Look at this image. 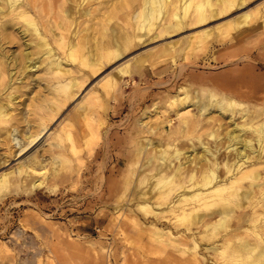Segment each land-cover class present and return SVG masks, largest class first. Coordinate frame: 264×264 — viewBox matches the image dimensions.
Returning a JSON list of instances; mask_svg holds the SVG:
<instances>
[{"label": "rangeland", "instance_id": "374dc122", "mask_svg": "<svg viewBox=\"0 0 264 264\" xmlns=\"http://www.w3.org/2000/svg\"><path fill=\"white\" fill-rule=\"evenodd\" d=\"M21 1L28 6V0ZM33 1L37 2V6L34 9L30 7V14L35 16L41 32L47 33L56 49V57L57 54L64 57L73 75L81 79L83 85L81 91L65 100L64 93L57 92L60 84L56 83L55 75L48 71L44 63L47 55L38 59L39 66L27 70L25 74L16 69L18 65L12 70L11 86L0 85V106L7 102L11 105L4 107L7 112L3 117L5 121L0 122V175L5 174L0 182V264H254L253 251L240 254L234 248L241 240H246L247 245L259 247L257 250L260 251L261 245H264V234L255 232L257 228H237L234 224L226 232L221 230L219 235H207L203 231L206 229L203 223L186 230L190 219L177 218L181 209L177 208L175 212L166 210V202L172 198V194L165 190L170 184L166 182L170 181L168 178L173 169L168 167L167 162L162 165L166 182L158 185L154 172L159 164L161 148L173 151L167 144L184 152L197 142L199 133L202 137L206 136V129L214 123H224L220 128L223 133L232 127L229 117L212 109L208 113L211 123L203 115L200 116L202 123L208 122L206 125L209 126L182 128L184 123L180 114L183 111L194 115L198 113L194 105H189L190 101L181 104L172 101V97L179 96L183 89L189 93L196 89L200 96L215 90L244 102L242 106L251 110L264 107V17H259L255 11L257 8L259 11L264 9V0H246L245 4L202 24H186V28L155 38L151 37L156 34L153 33L155 29L147 33L146 29L137 28L136 21L131 18L141 0ZM0 3L3 5L4 0ZM70 8L76 10L77 20L72 27L78 31L74 40L81 47V56L89 54L93 60H98L102 49L110 48L113 28L143 36L134 37L120 58L113 61L101 58L104 66L99 72H91L89 66L81 65V61L77 60L80 54L73 60L69 59L66 47L53 41V32H58L68 20L63 11ZM84 8L92 9L86 16L79 15L78 9ZM246 11H255L251 14V22L236 27L239 16ZM102 12H107L108 16ZM0 27V35L3 32L9 36H0V49L11 54V58H18L17 63L25 59L24 51L30 50L31 57L38 55L34 46L37 37L35 34L25 35L22 29L27 26L23 19L14 14L4 16L0 12ZM205 28H212L213 31L204 33L202 30ZM93 43L96 45L93 46ZM148 54L149 61L143 65L131 61V66H137L140 71H134L131 77L126 76L129 81L121 80L119 87L112 92L104 89L102 78L119 63L136 55ZM9 64V68L15 66ZM182 86L185 88H180ZM94 92L101 95V102L92 103L85 99ZM10 93L15 97L10 98ZM59 97L63 105L52 121L50 114ZM85 105L87 108L83 110ZM236 114L234 120L242 122L238 111ZM169 118L170 123L167 122ZM46 122L52 131L21 152L20 146L28 141L27 134L38 133ZM64 128H71V140ZM197 129L201 132L198 133ZM12 134L21 139V145L11 139ZM147 138L153 144L138 156L137 149L146 143ZM223 150L218 153L222 154L220 157L224 155ZM196 151L200 153L199 147ZM150 153L153 154L150 165L141 173L136 167L134 176H131L129 171L135 167L136 160L140 164ZM33 154L40 163L31 159ZM185 155L182 153L180 160L171 158L172 162L177 165L185 160ZM262 158L258 165L264 176ZM201 163L193 159L185 167L190 172V166L199 169L205 165ZM177 179L174 177L175 181ZM184 180L186 184L190 182L187 177ZM143 192L144 195L141 194ZM139 201H146L151 207L148 206L145 211L138 207ZM190 204L188 201L181 206L188 208ZM213 208L214 205H210L202 211L207 213ZM256 209L261 211L259 205ZM236 211V216L244 217L251 214L253 208L240 207ZM157 231L162 234L161 240L155 237ZM191 231L198 241L197 246L190 239ZM169 232L177 239L171 240L167 235Z\"/></svg>", "mask_w": 264, "mask_h": 264}, {"label": "bare ground", "instance_id": "6f19581e", "mask_svg": "<svg viewBox=\"0 0 264 264\" xmlns=\"http://www.w3.org/2000/svg\"><path fill=\"white\" fill-rule=\"evenodd\" d=\"M27 2H28V6L26 7L24 6L25 4H23L24 2L21 0H4L3 5L0 3V12H3L4 16L14 14L20 17L21 19H23V22L27 26L26 29H22L25 35L35 34L37 37V42L34 44V46L36 47L35 53L38 55L36 57H31L30 50L28 49L29 51H26V52L24 51L25 59L23 60V62L17 63L18 58L16 57L11 58L12 57L11 54H10L11 55L10 57L8 53L0 49V85H3V86L6 85L7 87L11 86V82L13 80L12 70H14L15 67H17L18 65L19 67L16 69L21 70L22 74L23 73L25 74L26 72H28L27 70L35 67L36 65L39 66L37 64L38 59H40L44 55H47L46 57L44 56L45 57L44 63L46 62V67L48 71H50L52 74L55 75L57 79L56 83L60 84L57 87V90H58L57 92H63L65 96V100L70 97H73L76 92L77 93L79 92V90L81 89L83 85V82L81 81V79L77 78V76L73 75V71L71 70V67L66 64L65 60L63 59L64 57L63 58L59 57L58 54L56 57V54L54 52V50L56 49H54L51 42L49 41V38L47 37V33L41 32L35 16H32V14H30L31 13L30 7L34 9L33 7H35V5L37 6V2L36 4L34 1L32 2V0H28ZM245 3H246V0H141L139 7L132 13L131 18L136 21L134 23H137L135 24V26L137 25V28L146 29L147 33H149L152 29H155V32L153 33H156V34L151 36L152 38H155V37L163 35V33L177 32L183 29L186 26V24L188 25L202 24L211 18L218 17L226 13L227 11H230L235 6L239 7ZM80 4L82 3L80 2L79 5ZM113 5L111 4V6ZM111 6H108V7H111ZM62 9L63 8H61V10ZM91 9L90 8L88 9L84 8L82 10L78 9V13L79 15L86 16L91 12ZM101 10L104 11L103 9ZM255 11H257L256 13L259 14V17H264V9H261L259 11V8H257ZM255 11H252V12L246 11L241 16H239V21L236 24V27L249 24L251 22V19H250L251 14ZM60 12L61 11H59V13ZM63 12L65 13V16L68 20L65 21L66 24L63 23L59 27L60 30H58V32H55V33L53 32V36H54L53 41L58 46L66 47V57L73 60L76 58V55L81 53L80 45L78 44L76 40H74L77 37L78 31L74 29V26L72 27V25L77 20L76 10L74 8H70V9H65ZM102 13H105V12H102ZM105 14L107 15V12ZM100 16H102V14ZM126 18L129 19L128 17ZM54 21L55 20H53V22ZM98 21L101 22L100 20ZM7 22L9 23V21ZM10 23H13V21L10 20ZM82 24L85 25L86 23H82ZM98 24L96 23V25L100 26V23ZM5 25L6 24H4V26ZM93 27L94 26H92V28ZM0 28L2 29V27ZM202 31L204 33H211L213 30L212 28H205ZM111 33H112V38H111L110 48H108L107 50L103 48L100 54L101 56L98 60H93L91 56H88L89 54L88 55L82 54V56L80 54L79 58L81 60L80 59H77V60L79 62L81 61L80 62L82 63L81 65L89 66V70H91V72L92 71L99 72V70L104 66V65L102 66L103 62L101 58H107L108 60L120 58L124 54L125 50L129 47V44L133 40L134 37L141 38L143 36V34H135L134 32L132 33V32L124 31L121 29H116V28H113ZM194 33H197V32H194ZM95 34L94 36H96ZM9 35H11V33ZM0 36L9 38V36L3 32H1ZM143 41L142 43H144ZM30 42H28L27 44H30ZM94 44L95 43H93V46ZM0 47H1V38H0ZM185 48L187 49L188 47L185 46ZM93 51L94 49L92 50V52ZM64 54H65V51H64ZM95 55H94V58H96ZM147 56H149V54L139 55V56L136 55V56H133L131 60H125L124 62L119 63L115 68H113L112 72H110L109 74H106L102 78L101 81H103L102 83H103L104 89L107 92L115 91L117 87H119L120 85L119 83L121 80H124V82H126L128 80V79L127 80L125 79L126 76L131 77L134 71H140V69L137 66L135 67L131 66V61H133L136 65L138 64L143 65L149 61V57ZM66 57L65 59H67ZM21 58H19L20 61H22ZM9 63L15 66L9 68L8 66L10 65ZM95 74L96 73H94V75ZM60 77H62V79ZM15 78H19V76H16ZM180 88H185V86H182ZM91 93L87 95V97L85 96V99H88L90 102L93 101L92 103H95V101L101 102V95L99 93L98 94H95V92L93 94ZM83 96L84 94L80 97V101ZM9 97L13 98L15 97V94L10 93ZM172 99H173L172 101L178 104H181L183 102L185 103L186 101H190L189 105H194L197 108L198 113L196 115L186 110L183 111L184 113L180 114L181 120L184 123V127L182 128L184 129L196 128L198 126L202 127V125L208 124V122H210L208 121V119H211L210 118L211 115H208V113H210L212 109H215L217 113L221 114L222 116L226 115L227 117H229L231 120L230 125H232V127L231 128L228 127L223 133L220 131V128L224 125V123L216 122L214 123L215 125H212L210 129L205 128L206 131L207 130L208 131L207 132L205 131L206 136L204 137L200 136V133H199L200 130L197 129L199 133V136L197 137L195 136L197 138V142H193V143L191 142L192 144L190 148L185 150L184 152L180 150L177 146H173L172 144H167L168 147L173 148L172 152H169L166 148H161L160 152L158 153V160H159L158 167H156L155 172L153 171L154 175L158 177L156 180L157 185L166 182L164 180L165 177L163 176L164 169L162 168V165L166 164L167 162L168 167L170 169L171 168L173 169L172 174H170L169 176L170 178H168L170 179V181L166 182L168 184L170 183L169 187L164 185L166 186L165 190L167 191V193L172 194V198L170 200L168 199L169 201L167 200L166 202V210L167 211L171 210L175 212L177 208H180L181 212L177 214V218L188 219V220L190 219V222L188 221L189 223L187 224V226L185 224L186 230H191V228L193 227L192 225H199L203 223L202 225L206 228L203 231L206 234L212 233L213 235H219V233L222 232L221 230H224V232H226L229 226H231V224H234L237 228L254 227V228H257L255 232L259 231L258 234L260 235L264 234V176L261 175V172L259 170L260 166L258 165L259 160L262 158V152H264V117L260 118V115L264 116V107H262L261 109L251 110L250 107L242 106L244 102L243 103L240 102L239 100L232 97L231 95H226V94L221 95L219 92L215 90H209L206 96H200L197 93L196 89L192 90L190 93L187 90L183 89V92H181L179 96H174L172 97ZM7 105H10V103L7 102L5 105H2V107L0 106V122H2V120L5 121L3 117L7 112L5 111L6 109L4 107H6ZM62 105L63 104H61V98L59 97V100L54 102V106L52 108V112H53L52 115L50 114L52 121L55 119V116H56L55 114L62 107ZM235 106H238V108H235ZM82 108L83 110H85L87 106L85 105ZM237 111L242 121L240 123H238L239 122L238 120L236 119H235L236 121L234 120V115L236 114ZM202 115H203V118L206 117L205 119H207L208 121V122L206 121L207 122L206 124L202 123L203 120L200 118V116L202 117ZM167 122L170 123V118L167 120ZM206 126H209V125H206ZM69 129L64 128V132L65 134H67V137H69V139L71 140L72 139L71 131ZM51 131L52 129L50 130V128H48V122H46L42 124L41 129L37 131L38 133L34 134L33 132H30L27 134V136L25 135L28 138V141L24 145L23 144L21 145V139H19L18 136H16L15 134H14L15 136L12 134L13 136L11 139L14 138L16 140V143L18 142V145L19 144L21 145L20 151L22 152V150L29 148L31 145H34L35 143L38 142L39 139H41L42 137H45L46 134L50 133ZM247 131H250V133H247ZM57 135H60V133H58ZM59 142L61 143V141ZM150 144H153V142L150 138H147L146 143L143 146L138 147L137 149L138 156L140 155V153H142L143 155ZM197 147H199L200 153H197L196 151ZM221 149H224L223 150L224 155L222 157H220L222 154L218 155ZM182 153L186 154L185 160L180 161L177 163V165H175L172 162L171 158H179ZM152 155H153L152 153H150L147 156L145 155L144 161L142 163L140 162V164L137 159L135 162L137 166L134 165L135 167H132L130 169L129 174H131V176L133 174L134 176L137 168H138L137 172H139L140 170V173L143 170H145L146 167H148L151 163V160L153 158ZM31 159L34 162L40 163V160H38L34 154L31 157ZM193 159H198L200 163L202 162L201 164L204 163L205 165L201 166L199 169H195L196 168L195 166H194L195 168H193V165H192L190 166L192 169L189 172L188 169L185 167V165L186 163L191 162V160ZM141 166L142 168L140 169ZM19 167L21 168L20 165ZM32 169L34 172L36 171V168L32 167ZM197 171H199V173ZM6 172L7 171H5V173ZM2 175L3 174L0 175V182H2V180L5 177V174L3 176ZM174 177H178L179 179L175 181ZM185 177H187L190 181V182L188 181L189 182L188 184H186L184 180ZM157 185H154V186H157ZM172 191H175V193H173ZM258 193H260V195H258ZM141 194L144 195L145 193L143 192ZM175 196L176 198L174 200L173 197ZM259 198L261 200H259ZM188 201L192 203V205L190 204L188 208H184V206H181L182 203H185ZM137 205L138 207L144 208L145 211L147 210V208L151 207L149 206V203L146 201H139ZM210 205L211 207L212 205H214V208L208 211L207 213L202 211L204 208H207ZM258 205L261 207V211H258L256 209ZM240 207L242 208L251 207L253 208V211L251 212V214H247L244 217L239 216V215L236 216V212H237L236 209ZM213 216H215L214 219H212ZM131 218L134 219L133 216ZM205 219L206 221H204ZM151 225H154V224H151ZM191 233H192L191 234L192 237L190 239H193L194 245L197 246L198 241L196 240V237L193 231H191ZM167 235L169 236L171 240L177 239L175 236H172L174 234L170 232ZM155 237L156 239L161 240L162 234H160V232L157 231L155 232ZM224 239L228 240L227 237H225ZM247 244L248 243L246 242V240L244 241L241 240V242L237 244V247L234 248V251L240 254L253 251L254 264H264V245H261L262 248L260 247L261 249L259 251L257 250V248L259 247H251L250 245H247ZM213 246H216V245H213ZM194 258H196L197 263H200V260L197 258V256H194Z\"/></svg>", "mask_w": 264, "mask_h": 264}]
</instances>
